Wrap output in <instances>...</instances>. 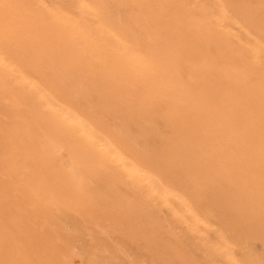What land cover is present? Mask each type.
I'll use <instances>...</instances> for the list:
<instances>
[{"label":"rangeland","instance_id":"374dc122","mask_svg":"<svg viewBox=\"0 0 264 264\" xmlns=\"http://www.w3.org/2000/svg\"><path fill=\"white\" fill-rule=\"evenodd\" d=\"M8 1L12 5L8 18L0 19V22L5 19L0 24V57L6 61L4 67L0 65V264H234L229 252L238 261H264V213L258 215L249 211L250 215L247 216L237 214L239 205L236 202L241 199H236L238 193H231L235 185L218 182L215 188L208 190L204 185L205 178L199 174L191 177L190 165V168L184 167L188 171L185 173L187 179L181 183L186 185L179 187L170 179L171 193L163 199L151 193L145 182L141 183L124 171L116 159L104 156L102 147H97L93 155L99 158V164L105 171L99 164H94L98 162L97 157L88 159L76 151L69 129L50 123L54 111L47 105V99L57 98L60 106L73 109L79 118L87 119L95 129L105 132L113 140L120 137L123 141L119 143L114 140L113 143L124 157L135 159L137 154L145 152L150 159L145 166L143 164L146 170L154 172L156 168L178 179L184 175L178 160L185 162L187 155L193 158V162L197 159L196 144L199 142L193 136L197 137L195 133L198 130L203 131L201 117L204 118L205 107L214 99L213 96L210 94L200 102L201 116L196 114L191 117L189 112L187 123L172 125V120H167L170 113L165 102L159 105L157 100H152L144 106L138 105L143 97L139 90L136 94L133 92V101L116 102L106 87V80H103L100 61L83 40L75 41L76 52H64V57L69 55L63 65L58 67V62L53 61L47 63V58L44 60L46 55L51 58L58 56V51H63L65 46L56 47L53 32L42 34L38 28L52 16L65 13L64 18L82 23L92 30L93 38L103 40L106 35L97 30L98 25L109 21V30L120 36L114 35L112 39L122 38L125 43L133 42L139 52L147 53L152 43L150 33L156 39L159 34L170 47L191 46L188 32L176 26V30L171 28L175 19L167 17L177 13L185 15L186 11L196 18L201 17L211 30L225 34L226 39L230 40L235 53L225 54L210 44L208 48L214 53L209 50L204 56L216 59L217 68L224 64L219 69H224L230 63L234 64L236 72L242 67L244 72H238L241 75L246 72L242 92L245 87L248 91L257 89L264 82V0H169V7L165 8L167 14L163 17L156 15L153 21L147 20L153 17V11L139 0H84L86 3L82 0H0V5ZM232 5L235 6L232 8ZM210 10L215 15L212 13L211 17L206 18L204 15ZM245 14H255L256 18L247 20ZM74 17L77 18L74 20ZM23 20L29 23H23ZM15 32L22 35L15 39ZM25 32L31 33L35 40L31 46L35 54L33 59H22L20 52H17ZM1 34L8 41H4ZM15 41H19L17 46ZM258 48L260 50H256ZM196 51L195 48L189 49L186 62L178 69L179 78L188 91L191 90V94L197 86L187 74L186 67L198 56ZM38 56L41 57L39 60ZM11 76L13 79H10ZM10 88L15 92L12 90V93ZM263 103V100H256L250 105L252 112L256 108L252 113L254 116L261 114ZM241 108L244 111V107L239 106ZM240 113L250 121L248 114ZM259 122L264 125V118H259ZM201 135L205 137V133ZM188 136H192L193 144L185 147L184 155L181 146ZM188 143L191 141L188 140ZM93 164L97 170L92 167ZM112 192L116 195L113 196ZM174 194L175 197H172ZM249 194L264 201V193H241L237 197ZM141 201L147 203V214L135 212L133 216H123V206ZM113 202L117 203V207L110 204ZM254 214L258 216L253 217L252 226L248 227L244 224L246 217ZM197 216L201 219H198L197 225H193Z\"/></svg>","mask_w":264,"mask_h":264},{"label":"bare ground","instance_id":"6f19581e","mask_svg":"<svg viewBox=\"0 0 264 264\" xmlns=\"http://www.w3.org/2000/svg\"><path fill=\"white\" fill-rule=\"evenodd\" d=\"M13 1H16V0H13ZM78 1H80V0H78ZM94 1L96 2L97 0H94ZM10 2L8 1V3L5 2L2 5H0V15H1L0 19L3 17H5V19L8 18L7 14L9 12V9L12 6ZM82 2H85V1L82 0ZM82 2L80 4V7L83 4ZM139 3H141L142 5H144V4L148 5L149 9L151 11H153V12H151V13H154L153 17L152 18L148 17L147 18L148 21H150V20L153 21V18H155L156 15H157V17L158 16L163 17L165 14H167L166 13L167 11H165L166 10L165 8L169 7V4H170L169 0H139ZM14 4H15V2H14ZM88 6L92 7V5H88ZM233 6H235V5H232V8H233ZM214 10H216V9H214ZM52 11L53 10H51V12ZM210 11H209V13H206V15H204L206 18L211 17L210 15L212 13H213V15H215V13L212 12V10H210ZM220 11L222 13L224 12L223 10H221V8H220ZM259 11H260V9H259ZM48 12H50V10ZM227 13H229V12H227ZM249 13H253V12H249ZM64 14L65 13H63L61 15L62 17L58 16V15H54L52 17L50 16L51 18L50 19L48 18L49 21H44L41 25H38V28L42 31V34H43V32L45 34H48L49 32H53L52 37L55 39V43H56L55 46L56 47L59 48V47L65 46L63 51L62 50L58 51V53H57L58 56L54 55L53 58H51L48 55H46V57H44L42 54V57H44V60H45V58H47L46 59L47 63L50 61L58 62L57 65L59 67V65H63V63H66L68 60L66 57L69 54L64 57V55H63L64 52H67L69 50L70 51L73 50L74 52H76L75 41L83 40L84 44H87V47H89L94 52L97 60L100 61L102 68H103V70H102L103 80L104 81L106 80V85H107L106 87L108 89H110V95L112 97H114L116 102L121 104V103H127L130 101H133L135 99L132 96L133 92H134V94H136V91L139 90L141 93H143L142 99L139 100V104H138L139 106H144L146 104H149V103H151L152 100H157L159 105H161L162 102H165L169 108V113H170V116L168 117L167 120H168V122H170L172 120L170 122V124L177 126L179 124H182V123L185 124L188 122L189 115H187V114L189 112L191 114V117H192V115H196V114L198 116H201L200 112L202 109V104L200 102H202L203 100H206L210 96V94L214 98V99L210 100V103L207 104V105H210V107H208L206 105V107H205L206 108L205 109L206 114L204 113L205 115H203L204 118L201 117V119H202L201 121L203 122L202 125L204 124L203 131H202V129H200V131H199L198 129H194L195 127L193 128L195 131L198 130L195 133L197 135V137L193 136V138L199 142L198 144H196L197 145L196 149H198V151H197L198 155L196 156V158L198 160H200V162L197 163L196 162L197 159L195 160V162H193V158H188L189 155H187V160L185 162H183V161L181 162V160H178L177 163L179 166H181V169H182L183 174H184L183 176H180L181 178H178V179L175 177L171 178V176L168 175L166 172L159 171L156 168H154V172H149L148 170H146V168L143 167V164L145 166V164L149 163V161H150L149 156L146 155L145 152H144V154H142V153L137 154L135 159H128V158L124 157L122 155V153L120 152V150L118 149V147L115 146L113 143L114 140L116 142H119V143L121 141H123L120 137H116L113 140L105 132H101V131L95 129V127L93 125H91L87 121V119L79 118L73 109L69 108L68 106H63V105L60 106L58 103L59 100L57 98L54 97L51 99H47L45 97L47 99V105L49 107H51L52 110L54 111L53 117L50 119V123L53 125H61L65 128L69 129V136H71V138L74 141L76 151H78L80 154L85 155L88 159H92V158L95 159V157H97V156L93 155L94 154L93 152L96 150L97 147H102L104 149V152H103L104 156L112 157V158L116 159L120 163V165H122L124 167V169H125L124 171H127L129 175L136 177L141 183L145 182L147 184V187L150 189L151 193L158 194L163 199H166L167 196H169L171 193V189H170V185H169L171 180L173 181V183L178 184L179 187L183 188V186L186 185V184H182L181 182L184 183V180L187 179V177H185V173L188 171H187V169H184V167L190 168V165H191V168H190L191 169V171H190L191 177H193L196 174L197 175L199 174L202 178H205L204 185L206 186V189H208V190L215 188V186L218 182H219L218 184H224L225 182H230L233 185H235V188L231 193H238V194H241V193H246V194L247 193H254V194L255 193H264V125H262L263 123L260 124V122H259V118H261V119L264 118V103L262 104V110H261V114L259 116L258 115L254 116V114H252V113L254 111H256V108L252 112V110H253V109L251 110L252 106L250 107V105H252L253 101H256V100L262 101L263 100V102H264V82H263V85L257 89L256 88L252 89V90L249 89L250 91H248V89H246V87H245V89L241 92V89L243 88L242 85L244 83L243 80L245 78L244 74L246 73V72L242 73L243 75H241V73H238V72H244L242 67L240 68L241 70L237 69L238 72H236V69L234 68L235 67L234 64L230 63V64L226 65L225 68L223 67L224 69H219L220 65L224 66V64H220L219 67L217 68L216 67V59H212V58L209 59L208 57L204 56L205 54H208L209 50H210V52L213 51L211 48H208V47H210V44H212L213 47L215 49H217V51H221L225 54H227L228 52L233 53L235 51V49L232 48L230 40L228 41L226 39L225 34L218 32V31L211 30V27L207 26L206 25L207 23H204L202 21L201 17L196 18V16L185 11V13H184L185 15L177 13L176 15H174V14L168 15L167 17L175 19L174 20L175 24L173 26H171V28H174L176 30V27H180L182 29V31L186 30L188 32V35L191 37L190 38L191 39V41H190L191 46L170 47V44H168L166 42V40H162V37L159 34H157V39H156L155 36H153L150 33V38L152 40V43L150 45V49L147 53H141L134 47L133 42H126L125 43V41L122 40V38H120V40L119 39H116V40L112 39V37H114V35H118V34L116 32H115L116 34H114L112 29L109 30V28L111 26L109 21H105L103 24L98 25L97 30L99 32H101L102 34L106 35L105 36L106 39L99 40V38L98 39L93 38V32L87 26L82 25V23L80 24L78 22L69 20V18H64V16L66 15V14L65 15ZM203 14H204V12H203ZM252 15H254V16H252ZM252 15L249 14V16H248L247 14H245L246 17L248 16V18H246V19L253 21L256 17H255V14H252ZM34 16L36 17L37 15L35 14ZM77 17H74V20ZM205 17H203V19ZM5 19L2 20V22H4ZM216 19L221 20L218 17ZM234 19H235V17H234ZM2 22H0V24ZM23 23L28 24L29 22L28 21L25 22L23 20ZM218 23H220V22H218ZM238 23L240 24V22H238ZM238 23H237V25H238ZM95 24H97V22ZM6 25H8V24H6ZM91 28H93V27H91ZM244 28H246V27H244ZM261 28H262V26H261ZM257 29H259V28H257ZM3 30L5 32L7 31L6 29H3ZM1 33H2V31H1ZM3 34H5V33H3ZM3 34H1L2 37H3ZM13 35H14L15 39H18L19 36H21L22 34L15 32V34H13ZM4 36L8 37V35H4ZM4 39H6V41H8V39L6 37H3V40ZM34 41L35 40H34V37L32 36V34L31 33L26 34V32H25V36L23 38V42L21 44V47L19 46L20 48H18V49L16 48L17 52L18 53L20 52V54L22 55V59H24V57L26 59H29L30 57H32V59H33L34 49H33V47L31 48V46L34 45ZM15 43H17L16 44V46H17L19 44V41H17V42L15 41ZM243 43H244V41H243ZM192 48L197 49L196 53L198 56L196 57V59H193L191 61V63H192L191 65H188V67H186L187 71H188L187 74L189 75L190 79L195 81L196 86H197L196 90L192 91V94H191L189 92L191 90L188 91V88L185 86V83L183 81H181V79L179 78L180 76H179L178 69L182 66L181 65L182 63L186 62V59L188 57V54L186 52L189 49L191 50ZM84 49H87V48H84ZM256 50H260V49L258 48ZM70 51H69V53H70ZM50 52H48V53H50ZM202 52H203L202 55L204 57H202V55H201ZM211 53H214V52H211ZM255 53L256 52L254 51V54ZM50 56H52V54H50ZM213 56H214V54H213ZM34 57H35V54H34ZM38 57H36V58H38ZM40 58L41 57H39L38 60ZM236 61H237V59H236ZM257 61H258V59H257ZM230 62H231V60H230ZM5 63H6L5 59L0 57V65H2V67H4ZM27 63H28V61H27ZM54 64H56V63H54ZM237 65H239V64H237ZM45 66H46V64H45ZM6 68H8V65ZM245 68H246V66H245ZM53 70H55V69H53ZM9 72H10V70L8 71V73ZM8 77H7V79H8ZM12 77L13 76H11L10 79ZM10 79H8V81ZM11 85H12V83H10V86ZM213 88H214V90H213ZM12 90L14 91V89H11V92H12ZM7 92H9V91H7ZM5 94H8V93H5ZM8 95L11 96V94H8ZM41 95H42V92H41ZM43 96H45V95H43ZM6 99H7V97H6ZM102 102H104V101H102ZM61 104H63V103H61ZM48 106H46V108ZM239 106H241V107L243 106L244 111L242 110V108L240 110ZM163 111H165V109ZM240 112H243V113L245 112L246 115L248 114V116H250L252 118V122H250L251 118L249 121L248 118L246 119ZM214 119H216V121H214ZM36 120H39V119H36ZM193 120H195V119H193ZM99 123H100V121H99ZM148 125H150V124H148ZM198 126H200V125H198ZM198 126H197V128H199ZM185 127H186V125H185ZM27 129H30V128H27ZM194 130H192V131H194ZM201 133H205V137L204 136L202 137V135H204V134L201 135ZM191 134L193 135L194 133H191ZM193 138H192V136L191 137L188 136L186 143H184V145L181 146V149L183 150L184 155H185V147L187 148L188 144H193L192 143ZM42 140H43V138H42ZM188 140H190L191 143H188ZM50 141H53V140H50ZM41 142H43V141H41ZM44 142H45V139H44ZM43 144L46 145V143H43ZM179 147H180V145H179ZM14 148H16V147H14ZM43 148H44V146H43ZM186 152H189V151H186ZM201 152L203 154H200ZM125 154L126 153H124V155ZM126 156L129 157L128 155H126ZM190 157H192V155H190ZM97 160H98V162L97 161L94 162L95 161L94 160V161H92V163L94 162V164L97 163L96 165H98L99 164V158L98 157H97ZM78 162H79V160H78ZM84 164H86V162ZM94 164L92 165L93 168H94ZM198 165H200V166H198ZM99 166H100V164H99ZM102 169L104 170V168H102ZM95 170H97V169H95ZM48 172H50V170ZM90 176H92V175H90ZM104 176H105V174H104ZM97 177H98V175H97ZM188 178H189V176H188ZM24 179H25V177H24ZM73 181H75V180H73ZM82 182H84V181H82ZM74 185H72V186H74ZM185 187H188V186H185ZM63 191L64 190H62V192ZM87 193H90V192H87ZM113 193L114 192L111 193L113 196L116 195ZM238 194H237V196H238ZM175 195L176 194L172 195V197L173 196L175 197ZM251 195H253V194H249L246 196L240 195V197L236 196L237 200L241 199L240 201L236 202V205H239L238 209L236 208L237 214H240V213L243 214L244 213L245 215L246 214L250 215L249 211L258 213V215H260L261 212L264 213V211H263L264 210L263 199L254 198ZM180 197L182 198V195ZM249 198H252V199L248 200ZM182 199H184V198H182ZM176 200L178 201V199H176ZM118 201H119V199H118ZM125 201H127V200H125ZM181 201H183V200H181ZM56 203H57V201H56ZM179 203H181V202H179ZM110 204L113 207H117L116 202H113ZM167 204H169V203H167ZM233 205H232V207H233ZM107 207H109V206H107ZM190 207H192V206H190ZM188 209L190 210L192 208H188ZM121 210L125 213V215H123V216L132 215V214H135V212H138V213L142 212V213H146V214L149 212L147 203H145L144 201H141V202L136 203L134 205H125L121 208ZM239 210H241L242 212ZM123 212H122V214H123ZM258 215L254 214L251 217H246L247 219L245 220L244 224L247 225L248 227L252 226L253 217H257ZM199 218L200 217L197 216V218L194 219V223H192V224L197 225ZM140 219H142V218H140ZM140 219L138 218V220H140ZM165 228H166V226H165ZM132 230H134V229H132ZM235 230H237V229H235ZM249 230H250V228H249ZM255 230L256 229H254V231ZM257 234H259V233H257ZM222 238H224V236H222ZM129 239L130 238H128V240ZM251 239H252V237H251ZM176 240H178V239H176ZM229 240H230V238H229ZM210 242H211V240H210ZM121 244H123V243H121ZM240 246H242V245H240ZM246 246L247 245H245V247ZM217 247L219 248V246H217ZM228 248H230V247H228ZM251 248L252 247H250L249 249H251ZM214 249H216V248H214ZM221 250H222V248H221ZM226 250L227 249H225L224 251H226ZM224 254H226V253L224 252ZM229 255L234 260L233 261L234 264H264V261H255V260L250 261L251 259L250 260L244 259L242 261H238V260L234 259L232 252H229ZM260 258H258V259H260ZM126 259L127 258H125V260ZM188 262H189V260H188Z\"/></svg>","mask_w":264,"mask_h":264}]
</instances>
